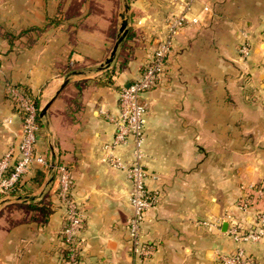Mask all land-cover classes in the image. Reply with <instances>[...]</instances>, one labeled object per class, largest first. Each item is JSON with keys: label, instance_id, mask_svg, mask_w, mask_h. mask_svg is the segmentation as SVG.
<instances>
[{"label": "crops", "instance_id": "crops-1", "mask_svg": "<svg viewBox=\"0 0 264 264\" xmlns=\"http://www.w3.org/2000/svg\"><path fill=\"white\" fill-rule=\"evenodd\" d=\"M126 4L130 28L106 66ZM183 14L167 71L144 95L147 186L161 201L142 224L150 247L142 257L130 250L131 183L104 160V146L122 86L140 78ZM67 77L40 116L36 148L49 167H34L20 190L0 197V264H63L59 164L71 170L83 216L81 264H217L233 252L228 225L213 224L228 210L251 222L252 212L232 207L264 185V0H0V157L22 136L10 87L26 85L42 112ZM132 147L117 153L130 158ZM253 197V210H264V197ZM243 246L264 264V239Z\"/></svg>", "mask_w": 264, "mask_h": 264}, {"label": "built area", "instance_id": "built-area-1", "mask_svg": "<svg viewBox=\"0 0 264 264\" xmlns=\"http://www.w3.org/2000/svg\"><path fill=\"white\" fill-rule=\"evenodd\" d=\"M188 18L185 14L175 16L169 26L168 33L144 64L140 78L122 86L118 98V114L112 121L115 133L111 142L104 146V160L112 167L124 170L131 183L130 204L133 214L128 221V232L131 253L147 256V246L141 233L142 224L149 210L157 208L161 201V191L152 190L147 186L150 173L145 163L143 149L148 105L144 100L146 92L154 89L168 68L169 56L173 47L174 37L183 28ZM197 22V18L191 19ZM241 54H250L249 42L241 46ZM10 92L20 105L23 114L22 136L17 146H11L0 157V197L12 194L21 189L25 176L36 166L49 167L50 162L37 151V135L40 129V109L35 100L18 86H11ZM133 141L132 155L126 158L117 151ZM59 180V196L66 209V225L63 232V244L67 249L63 264H81V241L79 232L83 224V216L79 204L73 194V178L66 164L56 166ZM251 191L238 198L232 208L246 214L252 212V221L248 224L228 210L214 226L228 225L226 233L237 243L231 253H219L217 264H253V259L243 246L246 242H258L264 239V210L254 209L255 194L264 197V185H253ZM203 224H209L204 221ZM212 225V226H213Z\"/></svg>", "mask_w": 264, "mask_h": 264}, {"label": "water", "instance_id": "water-1", "mask_svg": "<svg viewBox=\"0 0 264 264\" xmlns=\"http://www.w3.org/2000/svg\"><path fill=\"white\" fill-rule=\"evenodd\" d=\"M129 6L128 4H126L125 6V12H123L121 14V17H122V25H121V28H120V35L118 37V40L113 48V51L111 53V56L110 58L107 59L106 61V66H109L114 58L116 57V54H117V51H118V48L120 47V45L122 44V42L124 41L128 31H129V28H130V21H129V18L126 16V11L128 10ZM69 82V77H67L63 83V85L61 86V88L57 91V93L55 94V96L49 101V103L43 108L42 112L40 111V116H45L47 114V110L48 108L51 106V104L55 101V99L59 96L60 92L63 90V88L68 84ZM225 227H227V224H225Z\"/></svg>", "mask_w": 264, "mask_h": 264}, {"label": "trees", "instance_id": "trees-1", "mask_svg": "<svg viewBox=\"0 0 264 264\" xmlns=\"http://www.w3.org/2000/svg\"><path fill=\"white\" fill-rule=\"evenodd\" d=\"M22 88L24 89L25 93L28 94L31 98H33L35 100V103L38 105V101L36 99V97L31 93V91L29 90V88L26 85H23ZM39 122H40V117H39ZM63 257L66 256L67 254V249L65 247H63ZM82 262V256H80V263ZM254 264V263H253Z\"/></svg>", "mask_w": 264, "mask_h": 264}]
</instances>
